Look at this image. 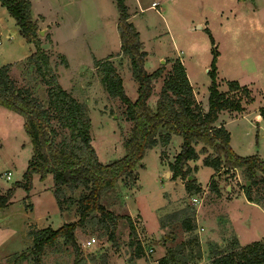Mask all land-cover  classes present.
<instances>
[{"label":"rangeland","instance_id":"rangeland-1","mask_svg":"<svg viewBox=\"0 0 264 264\" xmlns=\"http://www.w3.org/2000/svg\"><path fill=\"white\" fill-rule=\"evenodd\" d=\"M87 1L79 0L83 5ZM151 1L141 0L139 4L135 0H128L131 9L137 10L134 20L138 23L140 29H137L140 31L141 40L149 55L144 67L148 69L147 71L162 69L161 76L153 82L154 95L150 96L148 104L154 106L164 78L169 74L173 60L176 58L182 62L184 60L187 74L191 75L200 96L204 100L207 99L204 93L208 91L210 83L207 68H209L212 53L210 38L204 27H210L219 50L218 61L222 72L237 75L242 78L245 83L243 85L248 87L246 84H250L253 87V89L248 87L250 95L241 89L236 92L227 91L235 97H237L235 94H238L243 100L242 105L243 103L249 105L246 116L236 118L229 123L234 133L233 144L243 153L259 152L264 157V121L258 125L255 119V108L264 99V72H254L257 68L264 70V0H156L159 5L149 6ZM35 3L37 9L46 11L49 20L54 19L57 10L62 7L61 14H64L65 27L59 50L68 55L73 66L87 65L88 61L92 60L90 52L83 49L82 40L84 39L95 43L98 47L95 48L99 49L96 52L98 57L106 55L105 51L115 52L121 47L120 41H117L116 35L114 36L112 32L98 31L97 33L92 29L100 26L101 22L98 16L89 13L92 9L90 4L87 3L86 13L80 17L75 10L76 5L73 0H35ZM113 5L118 12L116 3L113 2ZM142 7L145 8L140 10ZM110 10L112 12V8ZM9 20L5 26L0 24V30L5 35V39L0 44V52H3L5 47L12 46L17 50L18 55L23 56L29 48H33L34 44L28 42L18 32L12 18ZM199 23H202L204 27H200L202 24L199 25ZM82 24L92 29L91 34H97L92 36L85 34V36L69 39L68 34L72 30V25L78 27ZM38 36L40 39H47L45 31L43 34L38 33ZM51 46L50 49L44 50L50 54V62L54 71L56 70L58 81L67 88L72 85L75 78L71 84H68L70 74L63 72L61 76L57 73L56 65L63 64V54L53 45ZM115 55L113 62L124 78L125 92L131 99H135L138 82L132 77L130 58L121 51ZM81 72L83 84L79 87L78 82L74 83L73 90L76 92L66 90L88 106L93 146L99 158L104 162L120 158L125 153L124 138L130 135L133 126V122L126 118L125 104L119 97L109 96L104 89L102 91L96 83L97 80L100 81L96 69L86 66ZM10 76L14 79L16 86L27 89L44 106H48L47 85L32 62L26 59L19 62L11 68ZM222 86L227 89V82H224ZM20 117L15 111L0 105V191L2 193L16 180L23 179L22 174L32 154V145L24 125L20 122ZM51 120L52 127L56 130L55 141L61 144L64 138H69V130L59 126L56 118L52 117ZM160 130L164 129L160 128ZM181 141V135H176L172 146L162 150L163 154H161L162 151L159 154L154 147L147 149L143 160L136 164L133 170L134 175H123L114 186L104 189L101 194V203L115 213L123 215L129 211L137 215L134 218L131 217L136 234L131 235L127 217L119 218L114 229V241H111L110 226H107V221L102 220L98 212L92 211L89 217L74 230L79 245L78 252L70 242L60 236L53 244L45 247L41 255H37L32 251L33 240L29 232L41 228L38 227L39 224L58 228L61 224L77 220L79 218L78 199L88 191L84 185L82 183L66 184L57 192L52 175L47 176L49 178L44 181L36 178L34 189L42 191L43 188H51L57 195H55L56 201L57 198L59 199L57 205H60L59 208L63 212L61 214L52 212L51 208L56 209V207L48 200L44 206L37 205L40 214H44L42 211L47 208L51 211L48 219L45 216H38L35 219L33 216L34 220L29 221L26 220L24 212L25 208L31 209L32 203H28V199V202H24V206L22 199H25L23 198L25 191L18 187L10 198L11 202L0 209V253L5 254V257L0 259V264H133L131 258L134 254V246L130 244V241L137 238H142L145 244L142 247L144 251L141 256L144 260L138 264H156V256L163 252L162 246H165L166 250L174 248L194 236L199 238L202 257L191 260V263L204 258L207 263L203 259L199 264H210L211 245L226 247L231 245L235 238L242 246L253 239L264 241V215L258 208L247 205L240 197L228 204L218 199L219 196L229 199L230 194L244 191L247 176L243 167L225 166L219 171H214L220 188L219 194L216 195L208 185L213 168L202 165L199 169V164L192 165L194 161L203 164V158L207 154L215 155L211 147H208L206 152L202 151L203 144L199 142L195 147L199 157L188 161L190 175L194 177L195 184L201 186L199 192L189 194L186 191L185 184L190 178L179 176V180L170 179L172 178L170 168L169 173L165 175L163 167L166 165L161 164L160 157L166 162L169 157H175L178 149L173 150L172 147H177V143ZM143 161L146 167L139 171L140 163ZM138 172H140V178L137 183L133 177ZM248 186H251L252 195L259 201L257 204L264 210V183L259 182L256 185L249 183ZM193 196L195 199H192ZM226 210L240 211L242 218L249 217L248 225H243L239 220H234L230 224ZM134 219L138 224L135 225ZM24 220L27 224L25 225L27 236L30 237L26 247L20 234L22 228H25ZM184 221L191 222L194 228L186 230ZM237 232L242 241L237 237ZM92 236L96 238V242L87 247L84 241ZM145 247H152L153 252L147 255ZM195 248L193 254H196L197 247ZM19 249L21 250L18 251Z\"/></svg>","mask_w":264,"mask_h":264},{"label":"trees","instance_id":"trees-1","mask_svg":"<svg viewBox=\"0 0 264 264\" xmlns=\"http://www.w3.org/2000/svg\"><path fill=\"white\" fill-rule=\"evenodd\" d=\"M0 1L15 19L20 34L34 44V51L26 60L34 64L36 71L46 83L48 97V106H44L31 95L30 91L16 86L10 76L12 66L10 63L0 66V105L24 117V129L32 145V154L22 174L23 179L16 180L4 193L0 191V209L8 204L18 187L26 191L32 188L34 173H38L41 179L51 174L57 192L63 185L76 183H82L88 190L78 199L77 220L64 223L58 228L46 226L30 230L34 253L41 255L45 247L53 244L60 236L70 242L78 252L79 245L74 230L92 211L98 212L101 219L107 221V226H110L109 239L114 241L117 220L124 216L114 213L101 203L103 190L114 186L123 175H134L133 170L138 161L143 159L146 150L158 143L167 145L173 133L182 136V143L174 160L169 162L172 178L191 176L188 161L199 157L195 147L201 142L202 151L206 152L208 147L215 151L214 156L211 154L204 156V165L211 166L215 171L225 166H241L251 185L264 183V160L258 154L248 156L237 154L230 145L229 130L223 124L219 126L214 124L223 109L243 110L240 96L238 94H235L237 97L232 96L227 93L228 90L236 92L241 89L249 95L250 92L247 86L241 85L235 79L226 81L229 87L227 91L219 89L217 67L219 50L209 27H205L212 53L207 70L210 77L208 109L205 111L195 97L186 67L179 58L173 60L172 68L164 78L153 109L147 101L153 92V82L161 76L162 69L156 68L150 72L145 69L147 51L143 48L139 30L129 20L125 0H115L119 12L117 28L121 39V51L130 58L132 75L138 82V96L132 100L125 92L122 77L111 60L112 55L101 59L93 58L104 90L109 96L120 98L125 104L126 118L133 122L130 135L124 138V155L104 163L99 159L92 143L91 119L87 104L78 100L60 84L52 68L50 55L41 46L38 25L32 18L30 0ZM62 62L67 65L64 56ZM259 112L264 119V105L260 107ZM52 117L56 118L59 126L69 130V138H64L61 144L55 141L56 130L52 127ZM160 128L164 130L161 131ZM140 166L143 164L140 163ZM133 178L136 181L138 174ZM208 185L211 191L219 194L220 188L214 173L210 176ZM185 189L189 194H193L199 192L201 186L195 184L194 177L191 176L185 184ZM244 193L248 200L259 203L252 195L251 186L244 185ZM125 217L129 220L131 235H135L136 230L131 217ZM184 225L186 230L194 228L189 221H184ZM130 244L134 246L132 257H141L143 248L140 242L135 239L131 240ZM194 246L197 247L196 254H193L196 249ZM209 254L210 264H264V241L255 240L242 246L235 238L233 243L226 247L211 245ZM201 257L199 238L194 236L177 247L168 248L165 254L157 259L156 264H191V260Z\"/></svg>","mask_w":264,"mask_h":264},{"label":"crops","instance_id":"crops-1","mask_svg":"<svg viewBox=\"0 0 264 264\" xmlns=\"http://www.w3.org/2000/svg\"><path fill=\"white\" fill-rule=\"evenodd\" d=\"M89 1V2H88ZM87 1V3L88 4H90L91 5V7H92V9H90L89 10V13L90 14H94L95 16H98V18L100 19V22H101V25L100 26H96V27H94V28H92V29H94V30H96V32L97 33H99L98 31H100V33H103V32H105V33H109V32H112L113 34H114V36L116 35V37H117V41L119 42L120 41V44H121V39H120V35H119V31H118V28H117V21H118V15H119V12H117L114 8V5H113V2L114 3H116L115 2V0H107L106 2H105V0H88ZM135 1H137V3H139V4H141V0H135ZM30 2H31V13H32V18H33V20H35L36 22H37V25H38V30H40V29H43L45 32H46V40L44 39V38H41L42 40H41V46H42V48L43 49H45V50H47V49H50L52 46L51 45H53V47H55V49H57L61 54H63V56L65 57V59H66V61H67V65H65V64H62V63H60L61 64V66L60 65H56V67L58 68V72L57 73H59V74H61V76H63V72H66V73H69L70 74V78H69V81H68V84L70 83H72L73 82V78H75V81L72 83V85L71 86H68L67 88L66 87H64L61 83V85L65 88V89H67V90H69L70 92H76L75 90H73V87L75 86L74 85V83L76 84L77 82H78V84H80L79 85V87L83 84V82H84V79H83V77H82V69L84 68V67H86V66H89V67H91L92 69H95V67H94V62H93V57H96L97 59H101V58H104V57H107V56H109V55H112V57H111V60L113 61V58H114V56H116L115 54L117 53V52H119V51H121V47L119 48V50H117V51H105L106 53V55H104L103 57H98L97 55H96V52L99 50V49H96V48H98V47H96V45H95V43L94 42H90L88 39H84V41L82 40V45H83V49H84V51H86V52H90V54H91V57H92V60L91 61H88V63H87V65H77V66H73V64H72V61H71V59L68 57V55L67 54H65V52H62V51H60L59 50V46H60V41H61V36H62V32H63V30H64V27H65V25H63L64 24V21H65V19H64V14H61V8H59L58 10H57V15L55 16V18L54 19H51V20H49L48 18H47V14H46V11H44V10H39V9H37V6H36V3H35V0H30ZM73 2L75 3V5H76V7H75V10H76V12H77V14L80 16V17H83L84 16V13H86L85 11H86V9H85V7L87 6V3L86 4H82L81 2H79V0H73ZM125 2H126V4H127V7H128V11H129V20L130 21H132L134 24H135V26H136V28H138V23L134 20L135 19V15L137 14V10L134 8V10H132L131 9V7H130V5H129V2H128V0H125ZM105 3H110V4H105ZM151 5H149V6H156V5H159V2L158 1H156V0H152L151 1V3H150ZM155 4V5H154ZM112 8V12H111V9ZM145 7H142V8H140V10H142V9H144ZM64 12V11H63ZM116 14H117V16H116ZM10 13H9V11L7 10V8L5 7V6H3L2 4H1V1H0V24H2V25H4L5 26V23L7 22V20L8 21H10L9 19H13L14 21H15V19L10 15ZM9 17H11V18H9ZM12 21V20H11ZM12 23V22H11ZM15 24H16V21H15ZM200 24H202V23H199V25ZM200 27H204L203 26V24L202 25H200ZM206 27V26H205ZM204 27V28H205ZM16 28H17V30H18V32H19V26L16 24ZM210 28V27H209ZM1 29V28H0ZM92 29H90V27H88V25H85V24H82V26H79L78 25V27H76V26H74V25H72V30L69 32V34H68V37H69V39H73V38H76V37H79V36H85V34L86 35H89V36H92L93 34L94 35H96L97 33H93V34H91V32H90V30H92ZM138 29H140V28H138ZM2 31V30H1ZM85 31H87L88 33H86ZM20 33V32H19ZM39 33V32H38ZM139 33H140V31H139ZM2 34H3V38L5 39V35H4V33H3V31H2ZM7 37V36H6ZM119 37V38H118ZM48 38H49V40H48ZM140 38H141V35H140ZM50 41V42H49ZM76 41H77V39H76ZM143 42V41H142ZM97 44V43H96ZM104 44H106V46L108 45V43H104ZM104 44H102V45H104ZM98 45V44H97ZM96 47V48H95ZM145 47V44H144V42H143V48ZM34 49H35V46H33V48L31 49V48H29L28 50H27V52L25 53V54H23V56L22 55H18L19 53L17 52V50L15 49V48H13L12 46H7V47H5V49H4V51L3 52H0V64L1 65H3V64H7V63H10L12 66H11V68H13L15 65H17L19 62H22V61H25V59L27 58V56L28 55H30L31 54V52L32 51H34ZM145 49V48H144ZM103 50V49H102ZM146 50V49H145ZM147 51V50H146ZM180 51H182V50H180ZM122 52V51H121ZM48 54H49V52H47ZM50 55V54H49ZM149 58V55H148V51H147V55H146V57H145V61L147 60ZM219 58H220V55L218 56V59H217V67H218V81H219V89L220 90H222V91H227L228 90V87H227V89H225V88H223V83L224 82H226L227 80H232V79H235V80H237L238 82H240V84L241 85H243V84H245L243 81H242V78H240L239 76H237V75H229V73H226V72H222V70H221V65H220V62L218 61L219 60ZM183 60V59H182ZM90 62V63H89ZM52 63V62H51ZM114 63V62H113ZM183 63H184V60H183ZM89 64V65H88ZM115 64V63H114ZM0 65V66H1ZM156 67V66H155ZM258 67H260V66H258ZM148 70V69H147ZM154 70V69H153ZM153 70H149V71H153ZM207 70H208V68H207ZM257 71H254L255 73L256 72H258V73H263L264 72V70H262V68H257L256 69ZM93 71H95V70H93ZM55 72H56V70H55ZM72 73V75H71V73ZM75 74V75H74ZM74 75V76H73ZM187 75H189L188 76V78H189V81H190V83H191V85H192V87H193V89H194V93H195V97L197 98V100L199 101V102H201V105H202V107H203V109L206 111L207 109H208V95H209V89H208V91H206L205 93H204V97H205V94H206V100H204L203 99V97H201L200 96V94H199V92H198V90H197V88H196V84H195V82L193 81V79H192V77H191V75L190 74H187ZM121 77H122V81L124 80V78H123V76H122V74H121ZM133 77V76H132ZM133 79H134V77H133ZM61 80V79H60ZM134 81H136L135 79H134ZM61 82V81H60ZM137 82V81H136ZM99 86H100V88L102 89V91H104L103 89V86L101 85V82L100 81H98L97 80V82H96ZM210 84V83H209ZM88 85V82L86 83V86ZM124 85V84H123ZM246 85H248V87L251 89H253V87H251V85L250 84H246ZM87 88V87H86ZM124 88H125V86H124ZM137 88H138V84H137ZM126 91V90H125ZM107 93V92H106ZM108 94V93H107ZM252 94V93H251ZM152 95H154V93L152 92V94L150 95V96H152ZM137 96H138V90H137ZM137 96H136V98H137ZM253 96V95H252ZM131 98V97H130ZM135 98V99H136ZM254 98V97H253ZM135 99H132V100H135ZM148 99H150V97L148 98ZM156 101H157V98H156ZM156 101H155V104H154V106L153 105H151L152 107H155L156 106ZM242 102H243V100H242ZM252 102V101H251ZM264 105V99H262V101L261 102H259L258 103V105L256 106V108H255V110H256V112H255V119L257 120L256 122H257V124L258 125H261V123H262V121H264V119L262 118V116L260 115V112H259V109H260V107L261 106H263ZM248 104H244L243 103V107H244V109L243 110H241V111H235V110H227V109H223V110H221L220 112H219V114H218V118H217V120L215 121V125H217V126H219V125H221V124H223L228 130H229V132H230V145H231V147L233 148V150L237 153V154H239V155H241V156H248V155H252V154H258L263 160H264V157L262 156V154L261 153H251V154H246V153H243L242 151H240L239 149H237L235 146H234V144H233V132H232V129L230 128V126H229V123H230V121H232V120H234V119H236V118H239V117H242V116H246L247 115V111H248ZM20 115V114H19ZM21 117L19 118L20 119V122H21V124H23L24 123V117L22 116V115H20ZM176 135H179V134H172V136H171V139H170V141H169V143L167 144V145H161L160 143H158V144H156V145H154L153 147L154 148H156V150L158 151V153L160 154V152L162 151V150H166V148L168 149V148H170L171 146H172V142L174 141V138H175V136ZM182 137V136H181ZM92 143H93V139H92ZM181 143H182V141L181 142H178L177 144H178V146L176 147V146H174V147H172L173 148V150L175 149V148H177L178 149V151L180 150V148H181ZM153 147H151V148H153ZM148 149H150V148H148ZM177 151V152H178ZM176 152V153H177ZM99 157V156H98ZM160 157V156H159ZM100 159V158H99ZM173 159H174V157H169V159H168V162H166L165 160H164V158H161L160 157V162H161V164H165L166 166H164L163 167V171L165 172V175H167L168 173H169V162L170 161H173ZM101 160V159H100ZM143 160V159H142ZM102 161V160H101ZM111 161V160H110ZM102 162H104V161H102ZM109 162V161H108ZM104 163H107V162H104ZM192 163V162H191ZM142 164H143V166H140L139 167V171H140V169H142V168H144V167H146V164H145V162L143 161L142 162ZM194 164H199L198 166H199V169H200V167L202 166V165H204V164H200L199 162H197V161H194L193 162V164L192 165H194ZM214 169H213V172L210 174V176L214 173ZM36 174L38 175V176H36ZM49 175H51V174H48L47 176H49ZM45 177L44 179H42V181H44V180H46V179H48L49 177ZM172 177V176H171ZM22 178V177H21ZM37 178V180L39 179H41L40 178V176H39V174L38 173H34L33 174V186H32V188L29 190V191H26V190H24L25 191V194H24V196H23V198L25 197V199H22V203L24 204V202L26 201V202H28V199H29V202L28 203H32V205H31V209H26L25 208V212H24V214L26 215V217H27V219L26 220H34L33 219V216L35 217V219H37L38 218V216H45V218H47L48 219V217L50 216L49 215V213L52 211V212H58L59 214H61V212H63L62 210H61V208H59V206L57 205V201H56V198H55V194H54V192L51 190V188H43V190L42 191H37V190H35L34 189V185H35V179ZM139 178H140V172H138V179L136 180L137 181V183H138V181H139ZM210 178V177H209ZM170 179H174V178H170ZM180 178L179 177H177L176 179H174V180H179ZM19 180H21V179H19ZM139 186V185H138ZM20 188V187H19ZM217 195V194H216ZM238 197H240V198H242L243 200H244V202L247 204V205H250V206H253V207H256V208H258L259 209V211L264 215V210L263 209H261V206L260 205H258L256 202H254V201H250V200H248L247 199V197H246V195H245V193H244V191H241V192H236L234 195H232V194H230V198L228 199V198H225V199H223V197L222 196H219V201H220V199H221V202H223V203H229V202H232V201H234V199H236V198H238ZM193 198H194V196H193ZM192 198V199H193ZM226 199H228V200H226ZM51 201V202H53V204H55V207H56V209L55 208H51V211L47 208V209H44L42 212L44 213V214H40V213H38V206L37 205H39L40 207L41 206H44L45 205V203L47 202V201ZM11 202V200H9V202H8V204ZM7 204V205H8ZM24 206H25V204H24ZM42 209V208H41ZM109 209V208H108ZM109 210H111V209H109ZM111 211H113V210H111ZM114 212V211H113ZM115 213V212H114ZM226 215H227V219H228V221H229V223L231 224V223H233V221L234 220H239V221H241V223L243 224V225H245V226H247L248 225V219H249V217H245V218H242V216H241V212L240 211H234V212H229V210L227 211L226 210ZM117 214V213H116ZM121 215V214H120ZM123 216L124 217H121V218H126L125 216H130V217H135V216H137L135 213H131V212H129V211H127V213L126 214H123ZM237 218V219H236ZM138 220H139V218H137ZM26 220H24V223H23V225L25 226V225H27V224H25V222H26ZM134 222H137V220H133ZM32 222H34V221H32ZM35 223H37V222H35ZM37 225H38V223H37ZM62 225V224H61ZM23 226V227H24ZM46 226H49V225H47V224H39L38 225V227H41V228H43V227H46ZM28 229V228H27ZM21 232L22 233H20L21 234V236H22V240L26 243L25 245H24V247H26L27 245H28V243L30 242V237L29 236H27V230H26V226H25V228H22V230H21ZM142 237V236H141ZM237 237L238 238H240V240L242 241V239H241V237H240V235H239V232H237ZM137 241H139L140 242V244H141V242H144L143 241V239H141V238H137L136 239ZM255 240H257V239H253V240H251V241H249V242H252V241H255ZM161 244H162V242H161ZM142 245V244H141ZM145 245V244H144ZM24 247H22V248H24ZM143 247V246H142ZM163 247V252H162V254H160V255H157L156 256V259H159L161 256H163L164 254H165V251H166V249H165V246H162ZM21 248V249H22ZM147 248V247H146ZM21 249H19L18 251H20ZM144 251V250H143ZM5 254H3V253H0V259L1 258H3V257H5L4 256ZM204 259V258H203ZM203 259H201V260H199V261H197L196 263H191V264H199V263H202V261H203ZM141 260H144L142 257H135V258H131V261L133 262V264H138V262H140ZM205 260V259H204ZM205 262H206V260H205ZM207 263V262H206Z\"/></svg>","mask_w":264,"mask_h":264},{"label":"built area","instance_id":"built-area-1","mask_svg":"<svg viewBox=\"0 0 264 264\" xmlns=\"http://www.w3.org/2000/svg\"><path fill=\"white\" fill-rule=\"evenodd\" d=\"M3 39H4L3 38V34H2V31L0 30V44H2ZM8 177H9V175H8ZM193 199H195V198H193ZM134 223H135V225L138 224V222H134ZM95 242H96V238L92 236V237H90V238H88L87 240L84 241V245H86L88 247V246L92 245ZM141 244H142V246H145L144 242H141ZM145 252H146L147 255H150V253L153 252V248L152 247H147V248L145 247Z\"/></svg>","mask_w":264,"mask_h":264},{"label":"water","instance_id":"water-1","mask_svg":"<svg viewBox=\"0 0 264 264\" xmlns=\"http://www.w3.org/2000/svg\"><path fill=\"white\" fill-rule=\"evenodd\" d=\"M39 34H43L44 33V30L43 29H40L38 30ZM163 61H165V59H162ZM188 178H191V176H188ZM250 183V180H247V186L249 185Z\"/></svg>","mask_w":264,"mask_h":264}]
</instances>
